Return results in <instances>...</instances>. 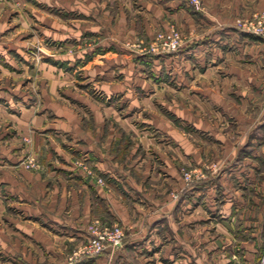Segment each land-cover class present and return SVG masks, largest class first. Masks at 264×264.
I'll use <instances>...</instances> for the list:
<instances>
[{"label":"crops","instance_id":"1","mask_svg":"<svg viewBox=\"0 0 264 264\" xmlns=\"http://www.w3.org/2000/svg\"><path fill=\"white\" fill-rule=\"evenodd\" d=\"M24 1L47 7L33 15L46 24L48 36L79 45L64 63L67 71L54 62L28 67L11 56L24 52L26 32L0 31L1 62L24 71L15 72V83L34 75L27 89L18 82L12 93H0V264H69L67 254L87 240L88 223L96 216L125 224V242L79 264H218L219 244L210 233L200 238L197 222L207 212L197 199L215 197L217 177L186 185L180 166L202 162L199 137L185 136L161 110L172 102L167 92L181 103L188 88L190 102H232V85L244 101L253 97L252 89L263 81L264 41L239 23L264 13V0ZM170 23L189 38L170 57L178 66L176 78L148 77V69L167 74L172 59L135 55L124 41L150 37ZM39 69L41 107L33 89ZM176 107L181 117L182 106ZM28 152L43 168L20 164ZM77 159L88 161L108 186ZM218 176L227 191L229 176ZM207 203L214 212V203ZM217 229L228 230L223 222ZM245 252L247 264L261 257L256 248Z\"/></svg>","mask_w":264,"mask_h":264},{"label":"rangeland","instance_id":"2","mask_svg":"<svg viewBox=\"0 0 264 264\" xmlns=\"http://www.w3.org/2000/svg\"><path fill=\"white\" fill-rule=\"evenodd\" d=\"M46 8L47 7L37 5H28L24 0H0V31L3 30V32L7 31V33H9L19 29L26 32L23 38V40L26 41L24 52L11 55L13 58L15 57L18 62L22 61L23 64H27L28 67H35L45 62H54L62 65L65 71H67V67L64 66V63H69V57L77 53L79 41L56 40L48 36L45 32L46 24L38 21L33 15L37 10H45ZM245 20L241 21L239 25H242ZM172 27L177 28L181 33L183 40L180 46L166 50L163 48H154L153 45L156 35L169 31ZM254 35L264 41V36ZM8 37L7 39L9 41L14 38L13 36ZM85 39L86 37L82 38L83 41ZM188 40L189 38L186 37V34L182 32L175 23H170L168 27H157L150 37L140 36L126 39L124 42L125 46L135 55L141 57H167L169 61V59H172L170 57L175 56ZM0 41L2 40L0 39ZM1 58L3 57L0 54V63H5L4 61L1 62ZM262 60V65L264 66V55ZM5 61V64L8 63V65H5L7 68L6 73L4 74V70L1 66L0 79L6 78V82H0V93H3L4 90H6L7 93H12V90L18 86V82H22L24 89H27L26 87L29 81L33 79L32 77L34 75L29 76V73L24 74V76L15 83V72H21L22 74L24 71L11 69V67H9V60ZM161 61L163 62L166 60ZM77 64L78 62L75 66H79ZM176 68H178V66L175 65V61L172 59L170 70H168V73H165V75H163L165 71H162V74L158 75L155 74V71L152 69L143 72L147 74L148 77H156L157 75L175 79L177 73ZM42 72L43 70L41 69L37 70L35 77L40 78L39 81L38 78H36V85L33 87L34 94L38 97V107H41L42 102L41 92L39 91ZM83 77L84 75L78 74V78L81 80ZM262 79L261 85L258 86L257 89H252V93L254 94L253 97L248 95L245 101L242 95L238 93L239 87L237 85L230 86L232 102H207L204 99L198 102H190L188 88V90L185 91L187 94H182L181 103L180 101L179 103L174 102L173 97L167 92L168 98H172V102L167 100L166 107L161 110L165 118L174 126L180 128L185 136L190 137L193 134H197L199 137V159L202 162L199 164H192L188 161H183L180 166V171L186 185L191 186L208 177H217L214 179L219 184V187L216 190L215 197L207 199V201L210 200V202L214 203L215 210L214 212L208 210L207 201L204 200V203H202L201 200L203 197L200 196L197 202L203 204V209L207 210V212L204 211L200 213L197 222L199 223L198 232L200 238L205 237L206 233L213 234L216 238V244H219L216 247V251H219L218 257L220 256L221 259L218 264H247L245 249L253 250L255 248L259 249L261 253V257L258 259L259 261L257 262L256 260L255 264H264V67L262 69ZM170 84L173 86L172 83ZM167 90L169 89L167 88ZM92 92H94L97 97H104V94L100 91L93 89ZM178 104L182 106L181 117L174 113L177 109L175 106ZM190 111H197L199 114L198 118L192 119ZM227 137L230 138L231 142H226ZM22 140L29 142L31 139L24 136ZM33 158L39 163V166L27 165L28 161ZM225 161H228V164H225ZM76 163L84 168L89 175H93L97 178L99 183L108 186L104 176L96 171L88 161L77 159ZM20 164L27 169L43 168L40 159L33 156L30 152L21 159ZM223 173H225L227 177L229 176L228 178L231 180L229 186L224 185V187L226 186L228 188L225 192H223V183L219 179L220 176H218L223 175ZM96 221L107 226L118 224L124 228L127 236V227L125 224L121 222H105L101 217L96 216L88 223L89 236L87 240L79 245H74L67 254L69 264L79 263L77 261L84 256H93L81 255L77 259H71L75 249L89 242L91 238L90 226ZM219 222L225 223L228 230L217 229ZM206 225H214V228L206 230L204 228ZM221 238H225L223 240L224 242L221 241ZM243 243H245V245H243ZM109 246L113 245L107 244L105 249L97 254L102 253ZM222 257H224V259ZM225 259L227 260L225 261Z\"/></svg>","mask_w":264,"mask_h":264},{"label":"built area","instance_id":"3","mask_svg":"<svg viewBox=\"0 0 264 264\" xmlns=\"http://www.w3.org/2000/svg\"><path fill=\"white\" fill-rule=\"evenodd\" d=\"M194 5L201 4V0H190ZM239 27L251 33L264 36V14H258L250 19H246ZM182 36L177 28L170 29L164 33L156 35L154 48L174 49L180 46ZM28 166H39V163L33 158L27 163ZM91 238L89 242L75 249L71 259H77L81 255H95L105 249L106 245L121 247L124 244L126 232L123 227L116 224L107 226L100 224L99 221L93 222L90 226Z\"/></svg>","mask_w":264,"mask_h":264},{"label":"trees","instance_id":"4","mask_svg":"<svg viewBox=\"0 0 264 264\" xmlns=\"http://www.w3.org/2000/svg\"><path fill=\"white\" fill-rule=\"evenodd\" d=\"M84 257H86V256H84ZM81 259H82V258H80V260H81ZM80 260H79V261H80ZM79 261H77V262H79ZM75 264H79V263H75Z\"/></svg>","mask_w":264,"mask_h":264}]
</instances>
